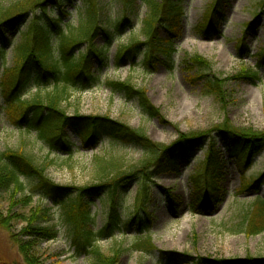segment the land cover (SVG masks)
I'll return each mask as SVG.
<instances>
[{
  "label": "rangeland",
  "instance_id": "obj_1",
  "mask_svg": "<svg viewBox=\"0 0 264 264\" xmlns=\"http://www.w3.org/2000/svg\"><path fill=\"white\" fill-rule=\"evenodd\" d=\"M15 1L0 0V13ZM214 2L183 0L184 14L174 39L172 54L165 58V63L156 65L153 73L146 72L141 66L143 55L139 57L140 66L136 68H132L128 60L119 67L113 62L118 45L123 47L137 39L145 41L140 21L146 9L141 7L140 2L137 4L140 8L137 9V16L129 15L134 21L133 32L115 38L106 54L108 66L102 72V81H130L143 89L159 111L158 118L146 116L135 102H128L122 95L113 94L103 84L84 92L69 90V96L62 105L66 115L71 118L107 117L133 130L142 131L152 142L165 147L174 146L185 137L191 141L201 136L212 139L217 136L215 131L222 124L264 131V0H229L224 7L225 19L220 25L219 34L212 36L202 28ZM76 7H81V0L54 6L48 10V15L53 20L60 18L62 22L59 25L66 31L68 23L76 24ZM258 15L257 23L248 31L246 26L255 21ZM9 38L14 46L9 50L5 63L0 62V106L3 107L1 83L3 77L8 78L4 70L13 66L14 59L15 35H9ZM97 43L103 45V40L98 39ZM194 56L207 61L211 66L209 75L224 83L219 97L206 93L202 82L194 80V73L188 65ZM248 73L257 75L258 79L252 80ZM47 91L52 89L48 88ZM36 93V87H32L24 98L29 99ZM64 132L63 139H67L71 145L72 155L65 152L63 143L61 149L51 150L36 133L17 129L1 114L0 152L21 149L47 167L46 175L55 184L74 188L99 184L95 175L102 160L106 163L114 160L108 171L112 176L140 167L145 160L141 151L129 146L114 147L109 141H98L87 147L72 128L67 127ZM209 147L210 143H207L205 148L195 150L193 158L180 162L177 171L163 172L149 181L152 194V201L148 204L150 217L145 218L147 229L141 237H151L154 250L150 254L135 251L133 244L139 236L126 231L125 234L97 242L106 256L119 251V264H169L167 259L173 260L178 255L191 259L193 263L203 261L205 264H232L233 261L248 258L264 260V228L253 234L249 230L262 206L260 199L264 200V178L258 192L245 190V185L252 179L264 175V151L247 163L242 178L234 157L242 152H229L225 143L218 139L215 150L223 160L219 200L212 209L198 210L192 206L191 177L195 168L204 161ZM24 182L28 192L36 185L27 180ZM136 192V182L132 181L126 192L116 197L121 221L136 213ZM169 196L173 199L172 203ZM12 198L13 194H3L0 198V209L6 216L7 205ZM107 200V197L95 199V206H92L94 231L101 230L107 223ZM36 208L49 209L50 218L43 220L42 225L57 227L59 231L57 240L41 245L43 264H92L89 255L76 252L72 233L64 223L65 212L61 206L54 205L36 189L33 204L27 210ZM262 222L257 221L255 225L260 228ZM22 230V224L12 226L10 231L0 228V263L24 264L16 244L26 240L22 237Z\"/></svg>",
  "mask_w": 264,
  "mask_h": 264
},
{
  "label": "trees",
  "instance_id": "obj_2",
  "mask_svg": "<svg viewBox=\"0 0 264 264\" xmlns=\"http://www.w3.org/2000/svg\"><path fill=\"white\" fill-rule=\"evenodd\" d=\"M74 1L16 0L1 10L0 62L5 63L9 50L14 46L9 35H15V47L13 66L4 70L8 78L3 77L1 83L5 106H0V117L4 114L17 129L36 133L53 151L61 149L63 143L65 152L73 154L71 145L67 139H63L64 130L70 127L87 147L98 141H109L114 147L123 145L141 151L145 160L140 167H133L127 172L120 171L114 176L108 173L114 160H110V163L102 160L95 175L99 184L74 188L55 184L46 175L47 167L21 149L0 152V198L3 194H13L14 197L7 205L8 216L0 209V228L10 231L14 225H23L22 237L26 240L16 244L24 264H43L42 243L55 241L59 235L57 227L42 225L43 220L50 218L49 209L27 210L33 204L36 189L44 198L64 210V223L72 233L73 245L78 254L89 255L92 264H119L120 252L115 251L106 256L97 242L128 231L139 236L133 244L135 251L150 254L154 250L151 237H141L147 229L145 218L150 217V180L163 172L177 171L180 162L190 160L195 150L205 148L210 143L204 161L195 168L191 184L193 208L212 209L219 200L220 171L223 169V160L215 150L218 139L225 143L229 152H242L234 155L242 178L247 163L264 151V131L238 129L228 124H222L215 131L217 136L212 139L201 136L191 141L185 137L174 146L165 147L152 142L142 131L133 130L107 117L67 116L62 105L69 96V90L84 92L103 84L113 94L122 95L128 102H135L146 116L158 118L159 111L151 104L143 89L137 88L130 81H102V72L108 66L106 54L115 38L133 32L134 21L129 15L137 16V9H140L137 4L140 2L141 7L146 9L140 21L145 41L137 39L123 47L118 45L113 62L119 67L128 60L130 66L136 68L140 66L139 57L143 55L141 66L146 72L153 73L156 65L165 63V58L171 56L184 14L183 0H81V7H76V24L68 23L64 31L59 25L61 19L53 20L48 10L54 6L73 4ZM228 2L215 0L202 28L206 34H219L220 25L225 19L224 7ZM258 17L246 26L248 31L255 26ZM98 39L103 40V45H98ZM188 65L194 73V80L202 82L203 90L219 97L224 83L209 75V63L194 56ZM248 76L252 80L258 79L252 73H248ZM32 87H36L37 93L25 99L27 90ZM48 88L52 91H47ZM263 178L264 175H260L252 179L245 185V190L258 192ZM23 179L36 184L30 192ZM132 181L137 185L134 202L136 213L126 221H121L116 197L125 193ZM104 197L108 199L105 203L108 210L107 223L101 230L94 231L92 206H95V199L103 200ZM172 200L170 197V203ZM260 200L262 206L258 214L261 216L257 214L252 220L249 227L251 234L264 228V200ZM257 221H263L262 227L255 225ZM167 260L169 264H205L203 261L193 263L191 259L179 255L173 260ZM258 262L264 263V260L248 258L231 263Z\"/></svg>",
  "mask_w": 264,
  "mask_h": 264
}]
</instances>
